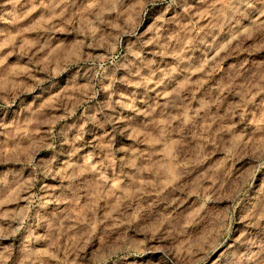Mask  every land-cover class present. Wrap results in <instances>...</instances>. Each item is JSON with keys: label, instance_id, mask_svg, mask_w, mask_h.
I'll return each mask as SVG.
<instances>
[{"label": "rangeland", "instance_id": "374dc122", "mask_svg": "<svg viewBox=\"0 0 264 264\" xmlns=\"http://www.w3.org/2000/svg\"><path fill=\"white\" fill-rule=\"evenodd\" d=\"M0 264H264V0H0Z\"/></svg>", "mask_w": 264, "mask_h": 264}]
</instances>
